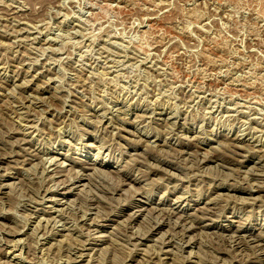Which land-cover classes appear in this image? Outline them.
Here are the masks:
<instances>
[{
    "label": "rangeland",
    "instance_id": "1",
    "mask_svg": "<svg viewBox=\"0 0 264 264\" xmlns=\"http://www.w3.org/2000/svg\"><path fill=\"white\" fill-rule=\"evenodd\" d=\"M263 252L264 0H0V264Z\"/></svg>",
    "mask_w": 264,
    "mask_h": 264
},
{
    "label": "bare ground",
    "instance_id": "2",
    "mask_svg": "<svg viewBox=\"0 0 264 264\" xmlns=\"http://www.w3.org/2000/svg\"><path fill=\"white\" fill-rule=\"evenodd\" d=\"M102 165L103 163H99ZM98 174V173H97ZM78 178V177H77ZM75 179L73 177H70L67 182H73ZM58 190V189H57ZM262 252V251H261ZM264 253V252H263ZM259 255H262L264 257V254L260 253Z\"/></svg>",
    "mask_w": 264,
    "mask_h": 264
}]
</instances>
